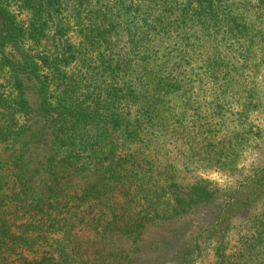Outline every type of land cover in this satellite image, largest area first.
I'll return each instance as SVG.
<instances>
[{"label":"trees","instance_id":"trees-1","mask_svg":"<svg viewBox=\"0 0 264 264\" xmlns=\"http://www.w3.org/2000/svg\"><path fill=\"white\" fill-rule=\"evenodd\" d=\"M184 2L140 19L152 33L107 13L74 41L45 20L0 32V264H194L219 225L215 264H264V164L232 204L184 177L241 169L264 110L262 26L237 0Z\"/></svg>","mask_w":264,"mask_h":264},{"label":"rangeland","instance_id":"rangeland-1","mask_svg":"<svg viewBox=\"0 0 264 264\" xmlns=\"http://www.w3.org/2000/svg\"><path fill=\"white\" fill-rule=\"evenodd\" d=\"M175 2L180 9L185 7L184 0H0V32L8 33L12 36L15 34L24 35V33L35 35V20H45L48 24L41 26L45 33L54 32L58 35H66L74 41L79 33L88 32L89 30H100L96 25L89 24L95 17H100L101 13H107L109 18L114 20H122L123 23L131 21V26L123 24L121 28L114 27L116 30L128 31L134 27L133 31L152 33L156 32L157 25H144L141 27L142 22L140 19L148 18L150 21L152 17H160L165 14V9L169 4L176 6ZM237 3L241 4L243 11L251 20L250 23L261 25L262 29H258V31H261L259 33H264V0H237ZM178 15L181 14L179 13ZM159 17L158 19H161ZM42 21L39 23H42ZM244 21L247 22L246 20ZM172 23L173 21L168 22V24ZM182 27L183 22H176L171 29L180 30ZM110 28L107 30H110ZM158 30L162 31L163 26H160ZM27 45L33 46L35 43L27 42ZM258 47L260 48V44L255 48ZM252 59L256 60V58ZM259 88L264 95V78L259 82ZM251 123L254 135L249 141L238 173L231 175L219 169L200 170L185 175L186 181L190 182V184L198 181L206 182L204 184L218 192L220 196H216L220 200L225 199L229 204H232V197L237 195L236 191L239 192L240 197L244 198L248 192L246 187L248 185L244 180L252 176L256 168L262 167L264 164L263 109L251 115ZM255 147L258 150H254ZM236 200H239V198ZM230 207L231 205H228V209ZM202 208L207 214L209 213V218L212 217L215 206L207 205L202 206ZM228 213L232 216L234 211L229 210ZM225 229L226 226L224 225L207 230L205 228L200 229L194 242L202 247L201 255L194 264H215L217 262L218 258L215 251L212 250V245L210 244L209 247L205 245L212 240L220 239L224 235ZM239 235L240 233L236 231L229 233L227 238L229 248L234 247ZM189 244H185L184 248H180L178 253L186 251Z\"/></svg>","mask_w":264,"mask_h":264}]
</instances>
